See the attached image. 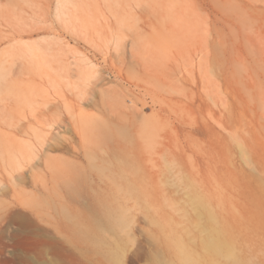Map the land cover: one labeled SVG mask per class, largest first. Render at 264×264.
Wrapping results in <instances>:
<instances>
[{
    "label": "rangeland",
    "instance_id": "374dc122",
    "mask_svg": "<svg viewBox=\"0 0 264 264\" xmlns=\"http://www.w3.org/2000/svg\"><path fill=\"white\" fill-rule=\"evenodd\" d=\"M161 2L164 9L155 6L156 0H0V76L5 77L1 95L9 100L8 108L0 109V165L17 158L14 150L22 157L24 147L34 141L39 146L32 134L40 135L41 129L34 119L19 132L5 124L22 110L23 99L37 107L41 96L57 97L61 103L50 110V118L92 95V104L85 105L93 113L102 112L98 103L111 105L114 94L131 92L137 100L135 113L127 108L111 117L104 111L86 141L70 134L54 141L61 148L49 157L56 169L62 168L57 175L64 179L60 187L66 197L55 200L49 190L34 192L40 200L38 222L51 234L6 235L0 241V264H56L44 247L52 237L70 250L71 264H120L91 252V245L80 237L79 225L92 223V207H110L124 216L108 236L124 255L121 264H264V176L257 169L238 163L235 189L224 183L225 166L209 165L201 149L199 168L188 172L159 153L151 162L145 157L159 145L158 139L170 156L187 144L186 137L177 131L173 103L153 104L145 80L131 87L121 77L126 78L129 69L142 75L158 66H186L188 53L200 50L208 36L219 40L205 12L208 25L202 19L196 24L200 30H192L194 25L176 17L174 0ZM231 2L239 8V0ZM222 16L224 12L218 18ZM223 49L217 45L213 51L222 62ZM68 72L75 73L70 77L73 84ZM89 80L100 84L96 88ZM43 88L46 95L41 94ZM193 137L201 144L200 138L209 137V132ZM68 138L74 140L71 147L66 146ZM232 150L240 156L234 143ZM28 188L33 192L31 184ZM128 256L133 259L126 261Z\"/></svg>",
    "mask_w": 264,
    "mask_h": 264
},
{
    "label": "bare ground",
    "instance_id": "6f19581e",
    "mask_svg": "<svg viewBox=\"0 0 264 264\" xmlns=\"http://www.w3.org/2000/svg\"><path fill=\"white\" fill-rule=\"evenodd\" d=\"M161 1L164 0H156L155 6L164 9ZM239 2V8L236 9L231 0H174V6H177L173 8L176 17L194 25L192 30H200L196 24H202V19L206 21V26L208 25V20L204 18L205 12L215 32H218L219 40L216 42L217 38L208 36L200 50L188 53L189 63L186 66H158L155 70L149 68L142 75L129 69L128 72L131 73L126 78L121 77L122 81L128 80L131 87L140 86L139 79L145 80L144 87L150 92L153 104L170 102L177 107V131L179 128L184 133L187 144L169 156L166 152L167 146L163 140L158 139L159 145H153L146 151L147 160L154 161V153H159L170 163L176 164L179 171L188 172L190 169L199 168L200 156L206 154L209 165H216L218 162L219 165L225 166L224 183L227 187L235 189L236 182L239 181L236 171L238 163L243 166L248 164L264 176V0ZM181 6L179 10L178 7ZM221 12L229 19L222 16L220 20L218 15ZM217 45L224 47V62L218 55L213 56ZM74 74L67 73L69 83H72L70 77ZM82 76L89 79L84 73ZM4 78L0 76V109H7L9 106L8 97L1 95ZM89 83L96 88L100 84L93 80H89ZM7 87L11 88L9 85ZM46 91L48 90L41 89V94L46 95ZM44 97L41 96V104L37 107L32 100L23 99L22 110L17 115H10L5 122L19 132L24 131L27 123L34 119L41 129V134L38 135L37 131L32 134L39 146L34 141L32 145L24 147L20 150L22 157L14 150L12 153L17 158L0 165L3 171V175H0V241L6 235L21 234L37 238L51 234L38 222L41 220L37 208L40 200L34 192L49 190L50 196L55 200L66 197L60 187L61 180L64 179H58L57 175L62 168L56 169L57 163L49 157L51 152L61 148L58 143H54L58 137L65 138V134H70L72 138L79 137L86 141L94 123L104 117V111H108L111 117L120 116L122 110L127 108L132 113L137 111L134 94L127 92L114 94L111 105L105 101L98 103L102 112L93 113L87 110L85 104H92V95L75 108L66 106L64 114L57 113L56 117L50 118V110L61 102L55 96ZM27 106L30 111L26 109ZM141 111L143 110H138ZM204 130L209 132V137L200 138L202 143L197 144L193 136L195 133H204ZM142 138H147L144 131ZM204 141L208 148L205 147ZM69 142L67 147H71L72 143L74 145V140L69 139ZM232 143L240 151V156L234 154ZM199 149L200 156L197 154ZM4 171L7 172L6 175ZM47 175L53 182L52 190ZM30 184L33 186V192L28 193ZM231 190L229 188L226 191ZM11 191L14 193L9 196L8 201L3 202ZM153 201L156 205L160 204L158 197H154ZM92 213V223L79 225L80 237L91 245V252L102 254L106 258L112 257L121 264L124 255L118 253L119 246L116 241L114 243L113 240L112 246L108 236L116 231V223L123 221L124 216L119 210L110 207L105 211L92 207ZM214 242L215 238L212 237L210 244ZM44 247L56 264L72 263V253L57 237H52ZM132 259V256L126 257V261Z\"/></svg>",
    "mask_w": 264,
    "mask_h": 264
}]
</instances>
